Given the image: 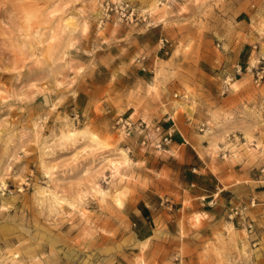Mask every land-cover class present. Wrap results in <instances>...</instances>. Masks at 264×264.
<instances>
[{"label": "rangeland", "instance_id": "1", "mask_svg": "<svg viewBox=\"0 0 264 264\" xmlns=\"http://www.w3.org/2000/svg\"><path fill=\"white\" fill-rule=\"evenodd\" d=\"M102 1L0 0V264H259L264 211L258 237L188 215L167 193L173 161L152 126L174 120L194 166L211 160L261 182L262 0H110L146 22L97 27ZM144 28L153 42L127 76L104 57L118 53L106 35ZM120 115L148 124L145 144L116 130ZM160 202L181 216L178 228L158 216ZM136 208L153 226L145 242L132 233Z\"/></svg>", "mask_w": 264, "mask_h": 264}, {"label": "crops", "instance_id": "2", "mask_svg": "<svg viewBox=\"0 0 264 264\" xmlns=\"http://www.w3.org/2000/svg\"><path fill=\"white\" fill-rule=\"evenodd\" d=\"M155 25H160L157 23ZM109 43H117L118 53H113L110 51V47L104 50V57H110L109 63L117 69L121 68L127 76L133 77L134 74L131 58L132 55L139 51H148L152 44V39L150 36H146V29L141 30H131L122 29L118 34L113 36H107L105 38ZM122 52V53H119ZM129 82H130V78ZM130 86L127 83V87ZM168 117L163 124V130L169 131L171 133V140L168 143L165 151L172 158V166L168 169V190L167 193L171 194V199H177L178 202L184 203L187 201V205L184 207L188 215L198 214V222L206 225H218L222 220H224L227 228H234L235 230H243L244 222L242 219H228L226 216L227 205L229 200L246 199L248 196L258 197L257 199L264 198V179H260L261 182L258 184H252V180L256 178L253 175L244 172L239 174L238 172L223 171L216 172L219 165H215L211 160H208L205 167L202 165L194 166L193 163L199 161L197 157H192L190 155V150L192 149L195 153L196 149L191 144V142L185 137L183 132L178 127H172L175 124L170 122ZM188 144V146H187ZM169 201V197H166ZM171 201V200H170ZM160 207L158 212L159 215L169 216L170 221L172 219V227L178 228L180 226L181 216H175L172 210L169 213L170 202L164 204L159 203ZM162 208L168 210H161ZM264 211V203H259L254 209L249 213L250 216L255 218L256 226L259 224L260 217L256 214ZM135 220L133 223L132 233L137 240H145L153 235V226L151 220L148 216H145L140 209L136 208L134 210ZM171 216V217H170ZM212 225V226H213ZM169 229L168 223H166ZM175 228V229H176ZM257 230V229H256ZM257 232L260 233L259 230ZM254 234V233H250ZM251 236V235H250ZM264 257V256H263ZM259 264H264L263 261Z\"/></svg>", "mask_w": 264, "mask_h": 264}, {"label": "built area", "instance_id": "3", "mask_svg": "<svg viewBox=\"0 0 264 264\" xmlns=\"http://www.w3.org/2000/svg\"><path fill=\"white\" fill-rule=\"evenodd\" d=\"M264 5V0H262ZM147 16L142 12H137L136 8L130 4L128 1H110L103 0L99 7V12L96 17L97 27H103L106 23L110 22L113 25L116 24H138L141 22H146ZM150 25V23H146ZM172 43L167 36H160L157 41V51L167 54ZM146 54L141 53L135 57L134 61L138 64L139 68L145 71L147 68L145 64ZM264 65L256 69V81L263 76ZM117 131L121 134L128 136L131 133L138 131L141 135V144H145L148 140L146 133L147 128L149 127L147 123L143 120L135 123L130 115H120L114 120L113 125ZM154 132L160 134L159 140L154 144L155 148L164 149L165 145L171 140V133L169 131L163 130L161 124H155L152 126ZM261 172H264V166L260 168ZM259 204V201L251 196L246 200H229L227 205V216L229 219L240 218L244 222V227L248 233H255L257 226L256 220L249 215V212L254 209ZM264 213V212H263Z\"/></svg>", "mask_w": 264, "mask_h": 264}, {"label": "bare ground", "instance_id": "4", "mask_svg": "<svg viewBox=\"0 0 264 264\" xmlns=\"http://www.w3.org/2000/svg\"><path fill=\"white\" fill-rule=\"evenodd\" d=\"M252 61H253V60H251V61H250V64L247 66V69H248V70H251ZM235 82H236V81H235ZM249 213H250V212H249ZM251 217H252V216H251ZM260 224H261V223H260ZM260 224H259V225H260ZM257 225H258V224H257ZM158 231H159V230L155 228V230H154V234L157 235V232H158ZM146 240H147V239H146ZM146 240H141V242H145Z\"/></svg>", "mask_w": 264, "mask_h": 264}]
</instances>
